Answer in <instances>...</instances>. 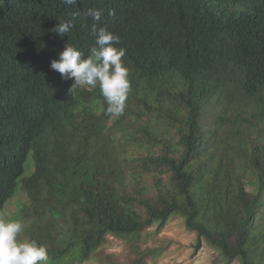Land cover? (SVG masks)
I'll return each mask as SVG.
<instances>
[{
    "label": "trees",
    "instance_id": "16d2710c",
    "mask_svg": "<svg viewBox=\"0 0 264 264\" xmlns=\"http://www.w3.org/2000/svg\"><path fill=\"white\" fill-rule=\"evenodd\" d=\"M89 8L126 49L123 115L50 67L90 55ZM20 190L51 264L177 215L224 264H264V0H0V214Z\"/></svg>",
    "mask_w": 264,
    "mask_h": 264
},
{
    "label": "clouds",
    "instance_id": "9594fccd",
    "mask_svg": "<svg viewBox=\"0 0 264 264\" xmlns=\"http://www.w3.org/2000/svg\"><path fill=\"white\" fill-rule=\"evenodd\" d=\"M64 3L75 6L79 0H64ZM84 15L92 19L91 31L96 38L90 55L85 58L79 48L67 44L58 59L51 61L50 67L63 79L74 80L71 92L76 87L94 88L99 85L107 104V113L123 115L132 88L130 69L123 60L126 49L117 47L121 44L118 34L97 27L103 16L102 9L89 8ZM75 19L76 15L71 21L59 22L53 31L61 37L68 35L75 27ZM23 229L24 223L20 220L5 221L0 218V264H47V248L35 240H20Z\"/></svg>",
    "mask_w": 264,
    "mask_h": 264
},
{
    "label": "rangeland",
    "instance_id": "374dc122",
    "mask_svg": "<svg viewBox=\"0 0 264 264\" xmlns=\"http://www.w3.org/2000/svg\"><path fill=\"white\" fill-rule=\"evenodd\" d=\"M32 171V168H30ZM28 204V195L20 190L7 203L0 214L5 221L20 220L24 229L20 240H28L31 219L21 215L22 207ZM198 237L188 230L180 216H174L160 228L154 225L142 232L138 241L109 235L106 242L92 259L80 261L66 257L56 264H224L218 250L202 240L197 247ZM47 264H51L47 261ZM232 264H240L234 261Z\"/></svg>",
    "mask_w": 264,
    "mask_h": 264
}]
</instances>
